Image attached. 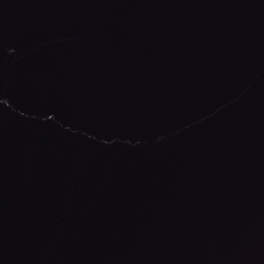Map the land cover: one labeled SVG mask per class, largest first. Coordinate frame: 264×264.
<instances>
[{"label": "water", "instance_id": "1", "mask_svg": "<svg viewBox=\"0 0 264 264\" xmlns=\"http://www.w3.org/2000/svg\"><path fill=\"white\" fill-rule=\"evenodd\" d=\"M0 264H264V0H0Z\"/></svg>", "mask_w": 264, "mask_h": 264}]
</instances>
